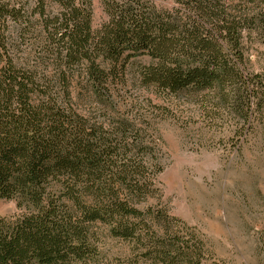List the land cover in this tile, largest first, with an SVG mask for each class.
Wrapping results in <instances>:
<instances>
[{
	"label": "trees",
	"instance_id": "obj_1",
	"mask_svg": "<svg viewBox=\"0 0 264 264\" xmlns=\"http://www.w3.org/2000/svg\"><path fill=\"white\" fill-rule=\"evenodd\" d=\"M0 0V264H101L97 223L132 245L118 264H217L158 195L151 112L114 92L137 54L142 86L194 102L209 125L264 112V75L247 70V36L264 42V0ZM93 106L89 113L82 108ZM124 103V101H123Z\"/></svg>",
	"mask_w": 264,
	"mask_h": 264
},
{
	"label": "rangeland",
	"instance_id": "obj_2",
	"mask_svg": "<svg viewBox=\"0 0 264 264\" xmlns=\"http://www.w3.org/2000/svg\"><path fill=\"white\" fill-rule=\"evenodd\" d=\"M160 9L173 0H152ZM104 19L99 1H93V26ZM247 70L264 75V42L247 36ZM152 63L137 54L126 64L123 84L114 92L121 111L151 112L148 126L162 171L157 175L158 195L140 206L163 207L179 225L193 230L204 241L217 264H264V112L253 119V131L239 136L238 117L209 125L200 108L185 98L165 97L145 88L136 69ZM124 101V103H123ZM92 105L82 110L89 113ZM15 200L0 198V217L24 213ZM101 264L133 259L130 243L112 237L105 224L95 225Z\"/></svg>",
	"mask_w": 264,
	"mask_h": 264
}]
</instances>
